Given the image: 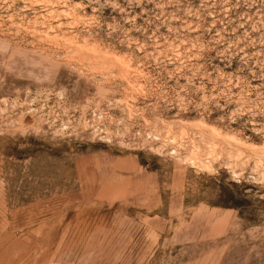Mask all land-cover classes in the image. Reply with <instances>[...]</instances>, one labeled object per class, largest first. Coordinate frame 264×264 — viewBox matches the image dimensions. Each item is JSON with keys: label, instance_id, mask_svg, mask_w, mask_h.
<instances>
[{"label": "rangeland", "instance_id": "rangeland-1", "mask_svg": "<svg viewBox=\"0 0 264 264\" xmlns=\"http://www.w3.org/2000/svg\"><path fill=\"white\" fill-rule=\"evenodd\" d=\"M0 264H264V0H0Z\"/></svg>", "mask_w": 264, "mask_h": 264}]
</instances>
